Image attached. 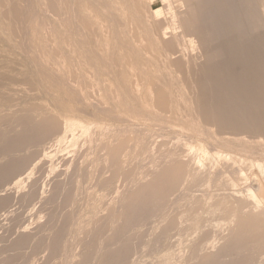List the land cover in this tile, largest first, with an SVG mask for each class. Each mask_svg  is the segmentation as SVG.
<instances>
[{"label":"bare ground","instance_id":"1","mask_svg":"<svg viewBox=\"0 0 264 264\" xmlns=\"http://www.w3.org/2000/svg\"><path fill=\"white\" fill-rule=\"evenodd\" d=\"M8 1L11 0H0V9L1 6L7 3ZM40 1L43 3V10L46 13L51 14L52 17L55 19V22L60 26L61 32L59 36L61 40L63 39L62 45H65L66 47L69 48L68 51L69 54H67V56H60V55L58 56L57 54L58 52L55 49H53L54 46L53 41L56 40L58 34L45 35L47 33L45 31L44 35L40 37L37 35L35 36L33 33H31L32 35L31 37H29V39H31L32 52L30 53L29 50L28 54L31 55V57L33 56L34 59L36 58L39 65H42L43 66L42 68L48 72V74L45 73L47 74V79L49 78L50 75L54 77L53 80L55 81V83L52 84L53 87L51 85L47 86L49 95L51 94L50 96L51 98L58 100L60 102V100H62L61 95L67 96L70 94H74L75 96L82 97L85 100L87 99L88 103L87 101L86 103L88 105L90 104L94 108L99 109L101 111H105L106 105L109 104L110 102H112V104L115 105H120L122 108L125 109L128 108L131 111L132 110L134 111L135 109L132 107L133 105L134 106L138 105L141 108H143L147 114H149L148 116L151 119H155V120L165 119L164 116H167V118H170L173 122L176 121L177 123H179L180 121H184V123L187 124L188 127H191V129L197 131L198 134L201 133L202 136L206 135V136H210V138L213 137V139H215L217 143L225 146L226 148L234 149L236 151L237 150L245 151L247 152L246 153L247 155L245 154L246 156H248L249 153H253L252 155L256 154L257 157L258 155L259 157L260 156L264 157V0H160L163 3V8L161 9H157L153 7L154 0H89V2L85 1L84 4L82 3L83 2L82 0L81 2L82 6L80 5L81 7L78 6V4L81 3L80 2L76 3L75 0H40ZM98 5H100L102 9V11L100 12L98 10V8H100ZM11 10H12L11 13L13 14L12 17L10 16L11 18H9L10 21H7L9 22V24L6 23L8 25L7 29H4L3 27L4 25H1V22L3 23V21L0 18V43L4 45V47L0 49V191L2 188H6L11 185L25 183V180H27V178L30 176L27 177L25 175L23 177V175L28 172L27 170L30 169V166L31 165L35 166V164L38 165L41 156L48 157L50 154H52L51 151L52 148L60 144L61 141L65 140L66 137L71 135L70 129L75 127L76 124L71 121L66 122V113H75L74 110L76 109L72 105L73 102L63 103L62 102L64 100L63 99L61 101V104L58 106L51 103L50 105L47 101H44L45 99L41 100L38 98V95H36V90L42 88L39 87L38 89L35 90V86H34L35 84L29 78L26 79L28 75L29 77H31V74L24 66L23 64L24 61L22 62V60L19 61L15 58L16 56L15 48H13L14 44H17V42L22 41L23 37L20 38V35L22 36L23 34L22 31L24 28L20 23V19L16 11L10 9V11ZM6 12L7 10L5 9V13ZM84 16L87 17L86 19H88L89 21L84 20L83 19L85 18ZM33 21L28 22V24L26 25V28L32 32L36 30L32 26ZM87 35L88 37H86ZM72 36L73 39L74 38L79 39L80 41H85V40L87 42L91 41V43L89 42L90 45L88 44L90 46L89 48H91V54L89 53L90 56L92 55L94 58L101 56L100 58L98 57L99 60L101 58L105 60L103 58L105 57V58H110L109 60L113 61V63L111 64L112 68L109 66L111 70L105 67L103 72H104V76H111L112 77L111 79L113 81L119 82V83L117 82L116 84H112L115 88L110 85L109 81L107 82L109 83L108 85H110L109 88L112 87L114 88V90L112 89L109 90L108 86H106L107 83L105 82V80L104 83L102 78L97 76L96 71L93 68H91L90 65L86 66V64H84L85 62L89 63L87 62L88 60V58L86 57L88 56L87 53H86L87 55H84V57L87 58V60L84 59L83 62L81 59L82 56L80 55L78 48L75 47L71 48ZM87 38H89V40ZM111 38H113L114 41ZM27 39L28 38H26V40ZM87 42H85L86 45ZM88 52H90V50ZM174 54H180V56L178 55L179 57L178 56L176 57L178 59L173 60L170 58ZM107 60L105 61V64ZM38 74L40 75L39 72ZM22 75L26 76V78L23 79L19 77ZM115 76H118L119 80H117L118 79L117 77H116L117 81L114 80ZM113 81L110 80V82L114 83ZM48 84H50L49 79H48ZM121 92L125 95V97H120V95H122ZM118 93H120V95ZM138 114L139 113H137V115ZM141 117L143 116L141 115ZM84 128L87 127L84 126ZM100 135L102 136V134ZM122 138L124 137H121V139ZM126 141H127L126 138H124V140L122 139L120 143L116 141L117 144H113V145L108 144L109 142L103 143L99 148V150L95 151V152L99 151L98 152L99 154L96 155L97 161L91 165L94 164L99 165L100 166V167L98 166L99 171H103L108 168L109 169L112 168L113 170L118 166H120L119 167L120 169L122 165L121 163L122 161L120 160V157L123 154L122 151L126 148L127 145ZM83 151L86 152V150ZM183 153L185 154V152ZM252 155L250 156L252 157ZM226 156L229 157L230 155L228 154ZM232 157L234 158V156ZM236 158H238V156ZM186 159L189 160L190 158H186ZM238 160L240 159H237V162H240ZM261 161L260 163H262ZM134 163L135 162H133V164ZM174 163L175 162H173V164ZM184 163L185 162L183 163L181 162V168L184 167L182 166V164ZM185 164H187V161ZM87 165H84L85 167L83 166L84 169L82 172V174H84L82 177H85V179L86 176H89L87 174L91 172V168H92V166H87ZM263 165L258 164V166H256V169L264 172ZM38 166H40V164ZM156 167H153V170ZM39 169L41 170L40 167ZM47 169L49 170L48 166ZM42 171L44 170H41L40 173ZM161 172H162L161 174H158L157 172L155 176L152 175L153 178L151 177L152 178L151 180L143 181V183H140L141 181L140 179L138 183L136 182L135 187L132 186L134 187V190H132V192L128 194L127 199L126 198L124 200L122 199L123 202L121 206H123V209H121V211L123 210V212L120 211L121 216L120 214L117 213L118 216H120L119 220H117L118 221L117 223L115 218L113 219L115 220V223L110 221L109 219L110 217L108 219L104 218L102 220H99L98 222H95L96 226H98L97 229H99V226L104 227L105 225L106 227L108 225L109 227L110 225L113 234L112 236H108L109 238L106 237L107 239H105L107 242H110V245L112 243L111 241H116V242L119 241L120 243L119 245H117L116 249L111 250L109 252H105L104 255L102 254L98 260V264H125L127 262L126 260H128V258L126 259V257L129 256L128 253H130L129 252L130 250L128 249L130 245L127 239L126 241L122 240L123 233L125 234L126 231L128 232L129 230L127 229L128 228L130 229V227L133 226L136 223V221H138L142 216L148 214L150 215L156 214L160 210V207L166 202L167 197L170 196V194H172V192L177 188V185L181 182L180 173L181 174L184 173L180 171V166L172 165L171 163L169 165H166V167ZM262 172L260 173L262 174ZM61 174L58 173L56 176ZM117 174H119V171H117ZM117 174L115 173V176ZM242 175L244 176L245 174ZM124 178L125 177H123V180ZM260 178H264V176L262 177L261 175ZM36 179L28 180L26 182L27 184L29 183L28 185H26L28 187L21 193L19 194L16 193L18 195H15L17 196L15 199H11L12 196L11 197L7 196V195H12V193H9L7 195L5 194L6 196H1L0 210L8 209L7 206L12 201L20 205L21 208L25 207V209L30 204H33L32 201L36 200L35 198L37 195H40L37 194L38 181ZM143 179L145 180V178ZM147 179L148 178H146V180ZM242 179L244 178L242 177ZM77 180H78L77 177H75L74 174L70 173L66 175L64 181H59L57 179V180H53L52 184L49 183L51 189H48L50 190L49 193L46 191L48 194H46V197L44 199V204H45L44 206H46V208L47 206H50L52 208V213L50 214L51 216L49 217V219L47 218L48 219L47 221L49 223H53L55 220V216L58 215V213L62 212V210L65 209L67 206L69 207L68 205L69 202L72 200L75 193H77L74 191L79 183ZM43 183H44V179H43ZM93 183L95 185V182ZM215 183L218 184L217 182ZM244 183H246V181ZM104 184H106V180L101 182V186L106 187V185ZM256 184L257 183H255V185ZM84 185H86V182ZM115 187L114 190L116 189ZM227 187H229V185ZM257 188H255V190ZM126 189L128 190V188ZM251 189L252 188H250L247 191V194L249 198L253 199V204L255 206H259L262 200L264 201V196L261 195L262 197H260V195H257L258 193L256 194L254 192L255 190L253 191ZM122 190L120 189L119 192ZM262 193L264 194V191ZM123 196L125 195H122V197ZM170 197L172 198V196ZM236 199L238 198L236 197ZM240 199H238V202L237 200L234 201V203L235 202L238 203L237 205L238 207L236 209H234L235 208L234 207L233 208L234 210H231V212L226 210L227 212H229L228 214H230L231 220H233L234 222H232L233 225L231 224L230 226L231 229L230 230L228 229L229 234L225 239L226 241H224L225 243H222L223 245L221 247L218 246L220 248L215 253L211 255L207 254V256L205 257L203 256V258L199 260V264H256V258H255L256 256L250 255L249 252L251 249H255V250L261 249L262 251V248H264V229H262L264 227V210H261L262 208H259L258 210L262 211L259 212L257 210L255 211V208H253L254 214H251L252 212L250 209H249L250 213L249 211H246L248 213H245L244 208H248V205L250 203L252 204V202H250L248 205H247L248 202L247 203L245 202L247 206L243 207L244 202ZM168 200H170V198H168ZM41 205H40V209L42 208ZM223 206L225 205L223 204ZM15 207L18 208L17 205ZM10 208H12V205ZM16 208L15 210L17 211ZM29 208H27V210ZM72 208L73 207H71V209ZM242 208L244 213L242 212ZM255 212L257 214H255ZM107 213H105V215H107ZM40 214L42 215V210ZM14 216L16 215L14 214ZM137 224L139 223L137 222ZM140 225L142 226V224ZM15 226L17 227V225ZM94 226H91V228H93ZM164 226L162 229H164ZM22 227H24V225ZM159 227H162V225ZM64 229L65 228L62 227L58 230L56 229L57 231L55 232L53 239L51 241L49 240L50 243L48 244V249H49L48 251L50 254L55 255L58 252L60 239L63 236L62 234ZM49 230L50 229H48V231ZM94 230L96 231L95 228ZM5 232L7 233L6 230ZM24 233L17 235L16 232V235H14L13 239H11L10 241L7 238L2 237L3 240H0V242L5 241V244H7V246L5 247L6 248L5 252L0 254V264H12L13 262H17L15 264H27L28 261H30L29 259L31 258L30 257L31 255L29 256L28 254L30 253L32 254L33 249L35 250V248L43 245L42 241L44 240L41 241L39 239H33L32 237H28V234H24ZM120 236L121 238L118 239ZM42 237H43L42 239H44V236ZM101 239H103L102 236ZM80 242L81 241H79V245ZM107 242H105V244L104 242L101 243L100 246L103 247L107 246L109 244ZM26 248H33L31 250L32 252L26 253V250H28ZM40 248L41 247H39V249ZM81 250L83 251L82 248ZM95 252L93 250V253ZM257 252L258 251H256V253ZM233 253L234 254L236 253L235 257L232 258L230 257L227 258L228 260L227 259L224 260L225 257H229ZM50 254H48V256ZM32 255H34L35 257V254ZM49 259L50 258L48 257V260ZM88 259L89 258L87 255L85 256L83 255L82 259L79 260L78 264H85ZM186 261H188V259Z\"/></svg>","mask_w":264,"mask_h":264},{"label":"rangeland","instance_id":"2","mask_svg":"<svg viewBox=\"0 0 264 264\" xmlns=\"http://www.w3.org/2000/svg\"><path fill=\"white\" fill-rule=\"evenodd\" d=\"M85 1L89 2V0H83V2H82V0H78V1L75 0L76 3L82 2L83 4L85 3ZM10 2H12V3H10ZM19 2H21V3H19ZM82 3L78 4V6L81 7ZM161 4H162V6H161ZM5 6H7V7H5ZM98 6L100 7V5H98ZM21 7H22V9H21ZM153 7L157 8V9H161V8H163V3L160 0H154ZM5 9L7 10L6 13H5ZM10 9H13V11H16V13L19 16L20 23L24 28L23 29L24 32L22 31L23 34L21 33L22 36L20 35V38L23 37L22 41L20 39L21 42H17V44L13 45V48H15V54H16L15 58L19 61H21V60H22V62L24 61L23 62L24 66L26 67V69L31 74V77H29V75L27 76V78H26V76H23V75L19 76V77L23 78V79L29 78L35 84L34 85L35 90L38 89L39 87H41L42 89L36 90V95H38V98L41 100L45 99L44 101H47L49 104L51 103V104L58 106L61 104V101L63 99H64L62 101L63 103L64 102L65 103L66 102L67 103L73 102L72 105L76 109V110H74L75 113H66V122L71 121V122H74L76 124H75V127L70 129L71 135L66 137L65 140L61 141L60 144H58V145L54 146V148H52V150H51L52 154H50L48 157H46V156L40 157V162H41V163L39 162L40 166H38L39 164L36 165L35 163H33V164H35V166L34 165H31L32 167L30 166L31 170L28 169L27 170L28 172L26 171L27 173L23 175V177L25 175L27 177L30 176L27 178V180H25V183L17 184V185H11V186H8L6 188L1 189L0 197L6 196L7 194L12 193V195H7V196H10V197L12 196L11 199H15L17 197L15 195H18L19 193H21L22 191H24L28 187V186H26L29 184V183L28 184L26 183L28 180H30V179L34 180V179L38 178V179H36L38 181V183H37V187H38L37 188L38 189L37 194H40V195L36 196V198H35L36 200H33L34 202L32 201L33 204L29 205L30 208H29V206L26 207V209H25V207L21 208L20 205L16 204V202L12 201L7 206L8 207V209H6L7 211L5 209L0 210V222H1L0 223V227H1L0 228V235H1L0 240H3V238L5 237L10 241L11 239H13L14 235H16V232H17V235H20L21 233L25 232L24 234H28V237H32L33 239H39L41 241L44 240V241H42L44 246L43 245L39 246V247H41L40 249H39V247H37L38 249L35 248V250L33 248H26V249H28V250H26V253L33 251L32 254H35V257L31 253L28 254L29 256L31 255L30 256L31 258L29 257L30 261H28L27 264H42L44 259H45V261L43 262V264H50V263L52 264V262H53V264H78L79 260L82 259L83 255L84 256L87 255L89 258L85 264H98V260L102 254L104 255L105 252H109L111 250L116 249L117 245H119L120 243H119V241H117L118 243L116 241H111L112 242L111 243L112 246H111L110 242H107L105 240V239L109 238L108 236H112V234H113L112 230L110 228V225H109V227H108V225L106 227L104 225L105 228L103 226H101V227L99 226V229H97L98 226H96L95 222H98L99 220H102L104 218L108 219L110 217L109 218L110 221L115 223V220H116V223H117L118 222L117 220H119V217L121 216V212H123V210L121 211V209H123V206H121V204L125 198L127 199L128 194H130L132 192V190H134L136 182L138 183L140 179L142 181V182L140 181V183H143V181L151 180L153 178V176L156 175L157 172H158V174H161L162 173L161 171L166 167V165H169L171 163L172 165L180 166V171L182 173L184 172L183 174L180 173L181 186H180V183L177 185V188L172 192V194H170V196H172V198L170 196H168L166 199V202H168V201L169 202L168 203L165 202L160 207V210L156 214L145 215L148 218V220L145 216H142L141 217L142 219L140 218L141 220L139 219L140 221L139 220L136 221V223L133 225L134 227L131 226L132 228L130 227V229L129 228L127 229V230H129L128 232L126 231L125 234L123 233V236L121 235L123 238L122 240L126 241V239H127L129 242V245H130V247L128 249V250H130L129 251L130 253H128L129 256L126 257V259L128 258V260H126V261L128 262V264H199V260L201 258H203V256L205 257V256H207V254L211 255V254L215 253L216 251H218V249L223 245L222 243H225L224 241H226L225 239L227 238V235L229 234V230L231 229L230 226H231V224L233 225L232 222H234L233 220H231V216H230V214H228L229 212H227V211L231 212V210L236 209L238 207L237 206L238 205V203H237L238 199H240V198H241L240 200H242L244 202V204H245V202L246 203L248 202L247 205L250 202H252V204H253V199L249 198V196L247 194V191L250 188H252L251 190L254 191L255 188H257L259 186L257 188L258 190L256 189L254 192L256 194L258 193L257 195H260V197L264 196V194L262 193L264 191L263 190L264 189V180H262V179H264V178H260L261 175H262V177L264 176L263 175L264 172L256 169V166H258V164H261V165L264 164V157H261V156L259 157V155L257 157L256 154H254L255 155L254 156V155H252L253 153L248 152L250 155H252V157L254 156L252 159V157L249 154H248V156H246L247 152H245V151H238V150L236 151L234 149L226 148L225 146L217 143L215 141V139H213V137L210 138V136H206V135L202 136L201 133H200L201 135L198 134L197 131H194L193 129H191V127H188V125L185 124L184 121H180L179 123H177L175 121L176 122L175 123L170 118H167V116H164L165 119H159V120L151 119L148 116L149 114H147L145 112V110L138 105H136V106L133 105L132 107L135 109H134V111L133 110L131 111L128 108L125 109V108H122L120 105H115V104H112V102H110L109 104L106 105L105 111H101L99 109L94 108L90 104L88 105L87 99L85 100L82 97L75 96L74 94H70L71 96L70 95H67V96L61 95L62 100H60V102L58 100L51 98L50 97L51 94L49 95L47 86H50V85L52 86V84L55 83V81L53 80L54 77L51 75L49 76L48 79H49L50 84H48V79H47L48 72L42 68L43 67L42 65H39L36 58L34 59L33 56L31 57V55L28 54L29 50H30L29 51L30 53L32 52L31 39H29V37H31V35H32L31 33H33L35 36L37 35L40 37V36L44 35L45 31L47 32L45 35H48V34H53V35L55 34L56 35V34H58V37L56 38V40L53 41V45H54L53 49H55L58 52L57 53L58 56L59 55L60 56H67V54H69V52H68L69 48L66 47L65 45H62L63 39L61 40L60 36H59L60 32H61L60 26L55 22V19L52 17L51 14L46 13L43 10V3L40 0H14V1L11 0V1H8L7 3L3 4L1 6V9H0V14H1L0 18L2 19V21L4 23L3 24L1 22V25H4L3 26L4 29L8 28V25L6 23L9 24V22H7V21H10L9 18H11L12 14H13V13H11L12 10L10 11ZM100 9H101V7L98 8L99 12L102 11V9L101 10ZM18 10H20V11H18ZM22 11H24V12H22ZM26 13H28L29 15ZM25 15H26V17H25ZM86 18L87 17H85L83 19L86 21H89ZM31 21H33L32 26L36 29V30H34L36 32H34V31L32 32L26 28V25L28 24V22H31ZM25 31H27V32H25ZM70 32H72V31H70ZM86 37H88V35ZM26 38H28L29 40L28 39L26 40ZM71 38H72L71 39V42H72L71 48H73V47L78 48L80 55L82 56L81 57L82 61L84 59L87 60V58H88L87 62H89V63L85 62L84 64H86V66L90 65L91 68H93L96 71L97 76L102 78L103 82H104V80L106 83L109 81L110 85L112 87H114L112 84H116L118 82L117 81V80H119L118 76H115L114 80H116L118 78L116 80L117 82H115L111 79L112 78L111 76H104V72H103L105 67H107L108 69L111 70V68H112L111 64L113 63V61L109 60L110 58H105L103 56L102 57L105 60H103L102 58L99 60V58L101 57V56L100 57L98 56L99 54L97 55L99 58L98 57L94 58L92 55H91L92 56L91 57L90 56L91 48H89L91 41H89L90 42L89 43L86 40L80 41L79 39H75V38L73 39V36ZM89 38H87V39L89 40ZM113 38H111V39L114 41L115 38L114 39ZM23 42H25V43H23ZM85 42H87V45L85 44ZM22 43H23V45H22ZM22 46H24V47H22ZM2 47H4V45L0 43V49H2ZM88 49L90 50V52H88L89 51ZM86 53L89 56V57L86 56L87 58L84 57V55H87ZM178 55L180 56V54H174L170 58L173 60L178 59V58H176ZM107 59L109 60V62L111 61L110 64H109ZM106 60H107V62L105 64ZM39 66H41V67H39ZM38 72L40 73V75L38 74ZM45 73H47V74H45ZM42 75H44V76H42ZM110 80L113 81L114 83L110 82ZM109 83H107V85H106V86H108V89L114 90L115 87L109 88V86H110V85H108ZM45 88L47 89V92H46ZM120 91H122V90H120ZM38 92H40V93H38ZM118 94L120 95V93H118ZM120 97H125V95L122 93V95H120ZM86 101H87V103H86ZM98 110H99V112H98ZM126 110H128V111H126ZM137 113H139V114L137 115ZM133 114L134 115L136 114V115L134 116ZM141 115L143 117H141ZM184 120H186V119H184ZM84 126H86L87 128H84ZM76 131H77V133H76ZM100 134H102V136ZM119 136L124 137L127 140L126 141L127 145L125 148L126 151L124 149L122 151L123 154L120 157V160L122 161L121 162L122 163L121 168L119 169L120 166H118L117 168H115L113 170H112V168H110V169L108 168L106 170L99 171V167H100L99 165H95V164L91 165L97 161L96 155L99 154L98 153L99 151H97V152H95V151L99 150L101 145L105 142L106 143L109 142L108 144H110V145L117 144V142L120 143L122 141V139L124 140V138L121 139V137H119ZM118 137H119V139H118ZM204 138H206V139H204ZM79 139H82V140H79ZM94 139H95V141H94ZM85 140H86V142H85ZM92 141H94V142H92ZM212 141H215V142H212ZM218 146L222 147V148H219ZM147 147H148V149H147ZM83 150H86V152ZM61 152H62V154H61ZM183 152H185V154ZM211 153H212V155H211ZM56 154H57V156H56ZM222 154H224V155H222ZM228 154L230 155L229 156L230 158L228 156H226ZM232 156H234V158ZM235 156L236 157L238 156V158H236ZM61 157H62V160H61ZM63 157H64V159H63ZM71 157H73V158H71ZM173 157H176V158H173ZM186 158H190V159L188 160ZM59 159L61 160V162ZM68 159H70V160H68ZM194 159H196V160H194ZM237 159H240V160H238L240 162H237ZM190 160H192V161H190ZM251 160H253V161H251ZM261 160H263V161H261ZM42 161H43V163H42ZM68 161H71V162H68ZM86 161H87V163H86ZM186 161H187V164H185ZM260 161L262 163H260ZM133 162H135V163L133 164ZM166 162H168V163H166ZM173 162H175V163L173 164ZM181 162L182 163L185 162L184 164H182V166H184L182 168H181ZM123 163H124V165H123ZM188 163H189V165H188ZM49 164H51V165H49ZM84 165L92 166L91 172L89 174H87L89 176H86V179H85V177H82L84 175V174H82L83 169L85 167ZM213 165L215 168L213 167ZM47 166H48L49 170L47 169ZM55 166H57V167H55ZM75 166H76V168H75ZM131 166H132V169H131ZM39 167L41 168V170H44V171H42L40 173L41 170L39 169ZM42 167H43V169H42ZM71 167H72V169H71ZM153 167H156L157 169L154 168V170H153ZM187 167H188V169H187ZM263 167H264V165H263ZM55 169H56V171H55ZM232 169H233V172H232ZM238 169H239V171H238ZM38 170H39V172H38ZM257 170H258V172H257ZM117 171H119V174H117ZM36 172H38V173H36ZM260 172H262V174ZM56 173L57 174L62 173V174L56 176L57 175ZM70 173L74 174V176L77 177V179H78L77 180L79 182L78 186L74 190L77 193H75L74 197L69 202V204H68L69 207L67 206L65 209L62 210V212H60V213H58V215H56L57 217L55 216L56 222L54 220L53 223H49L47 220L51 216L50 214L52 213V208L50 206H47V208H46V206H44L45 205L44 199L46 197V194H48L50 191L48 189H51L50 184H52L53 180H57V179L59 181H64L66 175H68ZM115 173L117 174L116 176H115ZM136 173H138V174H136ZM186 173H188V174H186ZM246 173H248V174H246ZM242 174H245V175L243 176ZM256 174H257V176H256ZM136 175L138 176V178ZM254 175H255V177H254ZM120 176H121V178H120ZM135 176H136V178H135ZM181 176H182V178H181ZM61 177H63V178H61ZM123 177H125L124 180H123ZM228 177H230V178H228ZM242 177L244 179H242ZM42 178L44 179V183H43ZM112 178H114V179H112ZM143 178H145V180ZM146 178H148V179L146 180ZM254 178H256V179H254ZM257 178H258V180H257ZM40 179H42V180H40ZM51 179H53V180H51ZM60 179H62V180H60ZM104 180H106V184H104V185H106V187L101 186V182ZM107 180L110 183H108ZM126 180L128 181V183ZM41 181H42V183H41ZM124 181H126V182H124ZM245 181H246V183H244ZM85 182H86V185H84ZM93 182H95V185ZM115 182H117V183H115ZM215 182H217L218 184H216ZM107 183H108V185H107ZM240 183H241V185H240ZM255 183H257V184L255 185ZM234 184H236V185H234ZM228 185L230 188L227 187ZM40 186L42 187V189ZM132 186H134V187H132ZM114 187L116 188L115 189L116 192L114 190ZM122 188H123V190H122ZM126 188H128V190ZM218 188H219V190H218ZM120 189L122 190V191H120L122 194L119 192ZM221 189H223V190H221ZM17 190H19V191H17ZM205 190H206V192H205ZM39 191H41V192H39ZM106 191H107V193H106ZM123 191H124V193H123ZM16 193H18V194H16ZM223 193H224V195H223ZM122 195H125V196H123L124 198L122 197ZM236 197L238 199H236ZM168 198H170V200H168ZM235 200H237V202H235L236 204L234 203ZM263 202L264 201L262 200V202L259 204V206H255L254 204L252 206V204L250 203L248 205V208H244L245 213H248L246 211H249V213H250V210H251V212H252L251 214H254L253 208H255V211L256 210L259 211L258 210L259 208H262L261 210H264V203ZM78 204H80V205H78ZM223 204L225 206H223ZM234 204H235V206H234ZM244 204H243V207L244 206L246 207L247 205L246 204L244 205ZM11 205H12V208H10ZM16 205L19 208V210H18V208L15 207ZM40 205L42 206L41 209H40ZM111 205H113L114 207ZM249 206H250V208H249ZM13 207H15L17 209V211ZM71 207H73V208L71 209ZM107 207H109V208H107ZM27 208H29L28 209L29 211L27 210ZM23 210H24V213H26V212L27 213L24 214ZM41 210H42V215L40 214ZM45 210H47L48 212ZM80 210H81V212H80ZM261 210L259 212H262ZM1 211H3V212H1ZM103 211H105V212H103ZM115 211H116V213H115ZM225 211H226V213H225ZM12 212H13V214H12ZM14 212H16V213H14ZM107 212H109V213H107ZM242 212L244 213L243 208H242ZM4 213H6V214H4ZM105 213H107L108 216L105 215ZM117 213L120 214V216H118ZM14 214L16 216H14ZM255 214H257V213L255 212ZM17 215H19V216H17ZM40 215H41V217H40ZM228 215H229V218H228ZM6 216H8V217H6ZM21 216H23V217H21ZM5 217H6V219H5ZM9 217L12 218L13 221ZM60 218H61V220H60ZM93 218H94V220H93ZM114 218H115V220H113ZM232 218H234V217H232ZM41 219H42V221H41ZM57 220L59 221L60 224L58 223ZM171 220H172V222L173 221L174 222L172 223ZM7 221H8V223H7ZM144 221H145V223H144ZM230 221H231V223H230ZM13 222H14V224H13ZM137 222L139 224H137ZM166 222H167V225H166ZM17 223H19V224H17ZM140 224H142V226ZM160 224L162 225V227H159V226H161ZM15 225H17V227ZM23 225H24V227H22ZM30 225H32V226H30ZM169 225H170V228H169ZM91 226H94V227L91 228ZM163 226H164V229H162ZM221 226H223L224 228ZM54 227H55V230H54ZM61 227L65 228L64 229L65 232L63 231V234H62L63 236L60 239V245H59L58 252L55 255L50 254L48 251L49 250L48 244L50 243L49 240L51 241L53 239L55 232L58 229H60ZM102 227H103V230H102ZM94 228L96 229V231L94 230ZM48 229H50V230L48 231ZM85 229L86 230L88 229V230L86 231ZM89 229H90V231H89ZM262 229H264V227ZM5 230L7 231V233L5 232ZM92 230L94 233L92 232ZM12 231H15V232H12ZM84 232L85 233L87 232V233L85 234ZM30 233H32V234H30ZM46 233H47V235H46ZM64 235H65V237H64ZM124 235H126V236H124ZM42 236H44V239H42L43 238ZM101 236L104 240L101 239ZM121 236L118 239H120ZM69 237L71 238V240ZM213 237L215 239L217 238L218 240L217 239L215 240ZM134 240H135V242H134ZM79 241H81L80 245H79ZM208 241H210V242H208ZM103 242H104V244H105V242H107L109 244L105 247L100 246V244ZM201 243H203V244H201ZM212 243H214V244H212ZM113 244H115V245H113ZM215 244H216V246H215ZM0 245H1L0 246V251H1L0 254H2L3 252H5V249H6L5 247L7 246V244H5V241H1ZM134 245H135V247H134ZM218 246H220V247H218ZM81 248L83 249V251L81 250ZM89 250L92 252H90ZM93 250H94V252L95 251L96 252L93 253ZM263 250H264V248H262V251H261V249H256V250L251 249L250 250L249 254L256 256L255 257L256 258V264H264V259H263L264 258V251ZM256 251H258V252L256 253ZM36 253H37V255H36ZM197 253H199V254H197ZM48 254H50V255L48 256ZM235 254L233 253V254H231L233 256L230 255L229 257H225L224 260L227 258H230V257L231 258L235 257L236 256ZM47 256L50 258L49 260H48ZM187 259H188V261H186ZM127 262L125 264H127ZM15 263H17V262H13L12 264H15Z\"/></svg>","mask_w":264,"mask_h":264}]
</instances>
